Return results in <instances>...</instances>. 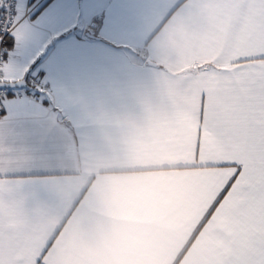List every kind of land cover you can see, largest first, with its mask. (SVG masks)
Masks as SVG:
<instances>
[{
	"label": "crops",
	"instance_id": "0c3cea01",
	"mask_svg": "<svg viewBox=\"0 0 264 264\" xmlns=\"http://www.w3.org/2000/svg\"><path fill=\"white\" fill-rule=\"evenodd\" d=\"M156 3L183 0H20L8 64L30 85L0 112V145L13 150L7 176L24 181L26 194L50 203L48 189L64 181L66 198L25 236L39 248L59 228L56 264H213L222 246L208 232L193 239L211 195L203 172L145 112L160 91L156 64L179 56L172 39L153 36L163 15ZM85 143L96 160L88 195L89 181L73 176L66 159ZM92 190L108 194L96 201ZM74 222L72 243L60 247ZM108 228L111 242L88 245Z\"/></svg>",
	"mask_w": 264,
	"mask_h": 264
},
{
	"label": "snow or ice",
	"instance_id": "6c2138e0",
	"mask_svg": "<svg viewBox=\"0 0 264 264\" xmlns=\"http://www.w3.org/2000/svg\"><path fill=\"white\" fill-rule=\"evenodd\" d=\"M151 7L163 13L155 40L172 39L185 67L176 73L156 64L160 91L145 112L166 126L190 167L202 170L211 194L193 239L205 232L220 237L213 264H264V0ZM18 82L10 64L0 65V85ZM12 151L0 145V189L8 188L7 195L0 191V264H56L59 228L39 248L25 236L66 198L64 181L48 189L50 203L26 194L24 181L7 176L16 162Z\"/></svg>",
	"mask_w": 264,
	"mask_h": 264
},
{
	"label": "clouds",
	"instance_id": "9594fccd",
	"mask_svg": "<svg viewBox=\"0 0 264 264\" xmlns=\"http://www.w3.org/2000/svg\"><path fill=\"white\" fill-rule=\"evenodd\" d=\"M170 71L176 72V73H182L185 62L180 56H175L172 58L169 62ZM186 75V74H185ZM183 77H181L182 79ZM89 147L87 143L83 147H78L75 152L69 151L67 154V162L68 166L70 168V173L75 177H85L89 183L84 185V189L81 190L82 195H88V190L90 189V182L95 177V165L96 160H94L90 154H89ZM109 171H117L122 169H107ZM107 190H105L103 193H98L95 190H92L91 198L95 199L96 201H99L107 196ZM93 215L95 216V212H93ZM55 214H53V219H55ZM77 226L76 222L73 223V225L69 228V231L65 234L64 240L62 241V244L60 247H64L67 244L72 243L73 241V235L75 232H77ZM135 239H141V238H135ZM113 240V236L111 234L110 228L106 229L104 234L101 236H97L94 239H91L88 241V245L95 249H102L104 245L108 242H111ZM80 243H85L81 241Z\"/></svg>",
	"mask_w": 264,
	"mask_h": 264
},
{
	"label": "built area",
	"instance_id": "2783aa9c",
	"mask_svg": "<svg viewBox=\"0 0 264 264\" xmlns=\"http://www.w3.org/2000/svg\"><path fill=\"white\" fill-rule=\"evenodd\" d=\"M20 7V0H4V5L0 14V65L8 64L9 48L6 44L7 37L12 35L16 29L17 12ZM98 15L92 25H98ZM31 84L35 87H44L45 84L40 77L34 76L31 78ZM21 87L1 86L0 87V112L4 110L7 99L10 95H22Z\"/></svg>",
	"mask_w": 264,
	"mask_h": 264
},
{
	"label": "water",
	"instance_id": "95a60500",
	"mask_svg": "<svg viewBox=\"0 0 264 264\" xmlns=\"http://www.w3.org/2000/svg\"><path fill=\"white\" fill-rule=\"evenodd\" d=\"M4 5V0H0V14H1V10H2V7ZM150 63L152 64H156L154 61H150ZM28 74H26L23 78L21 79H18V83L12 85V84H9V85H0L1 86H11V87H24V86H29V81H28Z\"/></svg>",
	"mask_w": 264,
	"mask_h": 264
},
{
	"label": "trees",
	"instance_id": "16d2710c",
	"mask_svg": "<svg viewBox=\"0 0 264 264\" xmlns=\"http://www.w3.org/2000/svg\"><path fill=\"white\" fill-rule=\"evenodd\" d=\"M6 44H7L8 48H11V47H12L13 43H12V41H11V36H8V37H7Z\"/></svg>",
	"mask_w": 264,
	"mask_h": 264
}]
</instances>
